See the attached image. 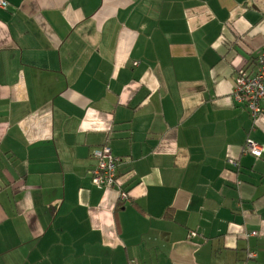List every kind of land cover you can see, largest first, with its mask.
Returning <instances> with one entry per match:
<instances>
[{
  "label": "crops",
  "instance_id": "obj_1",
  "mask_svg": "<svg viewBox=\"0 0 264 264\" xmlns=\"http://www.w3.org/2000/svg\"><path fill=\"white\" fill-rule=\"evenodd\" d=\"M6 1L0 264H264V115L231 97L264 0ZM102 145L125 204L90 183Z\"/></svg>",
  "mask_w": 264,
  "mask_h": 264
},
{
  "label": "built area",
  "instance_id": "obj_2",
  "mask_svg": "<svg viewBox=\"0 0 264 264\" xmlns=\"http://www.w3.org/2000/svg\"><path fill=\"white\" fill-rule=\"evenodd\" d=\"M7 7L8 3L5 0H0V8L6 9ZM231 97L235 105L245 109L253 121L264 115V48L256 58L255 69L252 72H247L242 68L236 73ZM243 153L259 159L262 156V148L255 141L247 139ZM92 157L96 161L93 170H91L92 184L98 189L113 188L118 159L112 155L107 146L95 149ZM227 163L232 168L238 167V162L233 159H228ZM119 197L121 202L128 201L124 192H120ZM255 235L253 233L249 236ZM195 236V232H190L188 239ZM250 257L254 258L255 255L251 253Z\"/></svg>",
  "mask_w": 264,
  "mask_h": 264
},
{
  "label": "trees",
  "instance_id": "obj_3",
  "mask_svg": "<svg viewBox=\"0 0 264 264\" xmlns=\"http://www.w3.org/2000/svg\"><path fill=\"white\" fill-rule=\"evenodd\" d=\"M6 1V0H5ZM7 2V1H6ZM8 3V2H7ZM103 146H107V145H102V146H100V147H97V148H94L93 150H92V152H91V159H92V161H93V163L91 164V166H90V169L88 170V175H89V177H90V183H91V185L92 186H94L93 184H92V174H91V170H93V168H94V166H95V164H96V161L93 159V157H92V153H93V151L95 150V149H99V148H101V147H103ZM108 147V146H107ZM109 148V147H108ZM111 150V149H110ZM112 152V151H111ZM113 155V154H112ZM114 156V155H113ZM115 157V156H114ZM115 158H117L118 159V162H117V170H116V178H115V185H114V187L113 188H116L117 189V191H118V200H119V202L121 203V204H125V203H127V202H129L130 201V196H129V191L127 190V188L124 186V184L122 183H120V181H119V176H118V168H119V166L121 165V163H122V159L121 158H119V157H115ZM96 189H98L96 186H94ZM120 192H124V194H126V196H127V198H128V201L127 202H121L120 201Z\"/></svg>",
  "mask_w": 264,
  "mask_h": 264
}]
</instances>
